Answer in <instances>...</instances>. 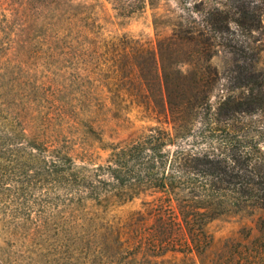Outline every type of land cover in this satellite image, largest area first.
Here are the masks:
<instances>
[{
  "label": "trees",
  "instance_id": "trees-1",
  "mask_svg": "<svg viewBox=\"0 0 264 264\" xmlns=\"http://www.w3.org/2000/svg\"><path fill=\"white\" fill-rule=\"evenodd\" d=\"M158 1L114 0L131 14ZM190 7L155 17L172 33L157 32L150 71L136 70L146 88L159 84L142 102L156 125L103 146L104 162L78 164L62 146L0 127V197L14 223L79 244L83 264H264V216L238 241L217 246L208 230L223 216L264 213V0ZM220 55L232 60L223 71L212 63ZM140 198V211L110 219Z\"/></svg>",
  "mask_w": 264,
  "mask_h": 264
},
{
  "label": "rangeland",
  "instance_id": "rangeland-1",
  "mask_svg": "<svg viewBox=\"0 0 264 264\" xmlns=\"http://www.w3.org/2000/svg\"><path fill=\"white\" fill-rule=\"evenodd\" d=\"M200 1L159 0V9L148 5L131 14L114 0H0V127L15 129L25 143L38 138L62 146L78 164L87 158L104 162L108 152L103 146L136 138L143 127L156 125L143 118L142 102L159 84L146 88L135 75L140 68L150 71L157 32L162 37L172 33L165 25L156 30L155 17L187 16L188 6ZM231 62L227 55L212 61L220 71ZM224 83H217L216 90ZM3 203L0 197V264L85 262L79 244L75 248L17 225L3 212ZM142 203L140 198L124 204L110 219L125 221ZM261 216H223L208 230L217 246L238 241ZM174 262L194 264L183 256Z\"/></svg>",
  "mask_w": 264,
  "mask_h": 264
}]
</instances>
